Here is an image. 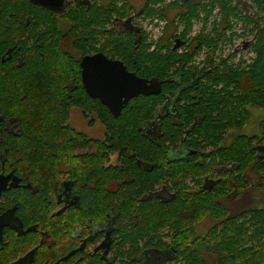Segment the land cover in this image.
<instances>
[{
    "label": "trees",
    "instance_id": "1",
    "mask_svg": "<svg viewBox=\"0 0 264 264\" xmlns=\"http://www.w3.org/2000/svg\"><path fill=\"white\" fill-rule=\"evenodd\" d=\"M176 1L172 5H181L178 22L185 25L181 34L185 39L191 22L198 19L197 0ZM227 1L218 0L223 11H227ZM256 1L260 7L263 0ZM157 3L159 7H152ZM162 5L163 0H148L141 15L163 18ZM61 17L69 24L65 30L52 12L29 0H0V53L15 45L24 58L22 66L14 70H6L0 62V138L4 141L0 173L1 162L17 171L25 165L30 173L42 172L45 182L51 164H57V172L64 174L65 156L82 154L92 182L107 185L119 180L123 187L136 188L135 193L140 194L151 188L148 177L157 172L156 164L160 173L168 160L172 166L168 183L175 200L168 207L152 201L149 222L126 233L121 260L131 263L148 249L168 253L166 264H208L205 255L213 256L216 264H264V208L230 216L222 203L230 192L238 194L246 186L244 173L259 175L254 188L264 190V161L255 147L264 148V130L254 136L240 134L220 146L228 131L241 130L247 123L249 109H264V28L258 34L254 64L248 70H236L208 59L201 67L192 65L201 47L214 42L200 36L191 40L188 50H173L175 21L166 16L168 26L156 50L150 51L148 35L142 30L134 32L131 7L123 0H89L86 5L66 9ZM127 23L130 26L121 33L113 27ZM22 37L31 42L30 49L26 50ZM98 52L120 60L140 78L162 82L161 94L138 96L114 117L100 101L86 95L80 82L79 57ZM168 96L175 102L177 116H164L150 138L144 128L154 122ZM72 107L79 108L85 118L95 116L104 128L102 140L87 138L67 125ZM6 121L13 123L15 134L4 130ZM181 143L190 150L212 152L200 165L197 156L168 158ZM112 156L125 170L108 163ZM135 159L149 162L153 169L144 174L134 166ZM206 174L220 177L211 191L200 189ZM158 178L153 174L152 183L159 182ZM113 195L101 193V199L95 201L106 211ZM116 196L122 202V213L129 212L131 199L138 197L132 192L124 201L121 190ZM204 219L216 223L203 235L196 232L195 225ZM162 229L166 233L159 237Z\"/></svg>",
    "mask_w": 264,
    "mask_h": 264
},
{
    "label": "flooded vegetation",
    "instance_id": "2",
    "mask_svg": "<svg viewBox=\"0 0 264 264\" xmlns=\"http://www.w3.org/2000/svg\"><path fill=\"white\" fill-rule=\"evenodd\" d=\"M29 1L31 2V0ZM147 1L148 0H144V5ZM88 2L89 0H62L61 9L59 7L49 9L40 4H33L52 12L57 19L58 26L62 30H65L69 27V24L61 17V14L66 9L86 5ZM123 2L128 4L129 0H123ZM175 2L177 1L163 0L162 8L165 10L164 16L163 18H158L165 20L166 26L162 30L161 37L165 28L168 26V21L164 18L166 16L170 21H175L174 25L176 31L173 36L176 37L173 38V46L178 42L180 45L178 49H185L191 42L187 36L190 33L192 23L199 20L201 17L204 24H208L209 26V39L214 42L211 46L205 48H211L214 52L217 46V41L225 34L228 43L230 44V51L225 57L228 66L236 70H248V68L254 64L257 57L256 44L258 34L259 31L264 28V0L260 7L256 0H228L227 11H223L218 0H197L195 8L197 10L198 19L191 22V27L188 29L185 39L181 38V34L185 31V25L178 22V14L180 13L179 7L181 5H179V2L177 6L172 5ZM144 5L139 9V12H134L133 7L130 5L132 18L130 23L133 24L131 27L137 30L134 32L139 33L141 30L145 32L143 26H140L137 22L138 20L142 21V25L146 19L155 17H145L141 15ZM158 5L159 3L152 7H159L160 5ZM150 6L151 4L149 7ZM126 26H130V24H116L113 27L121 33L122 30L124 31L125 28H127ZM178 26H182L180 32H178ZM109 28H112V26H109ZM42 29L45 30V28ZM194 38L196 37L191 39ZM22 39L24 40L23 37ZM234 39H239V43L233 44ZM23 42L27 45L26 50L31 48L30 41L24 40ZM147 43H151L149 37ZM203 47L204 46L201 47V50ZM3 49H5L4 53H0V62L4 66L3 68H6V70L20 68L24 61L22 53L20 55V47L14 45L4 47ZM201 50L195 55V59L192 62H196L197 66L200 67L204 65V61H206L207 57L210 59L215 58L212 52H210L201 60L198 59ZM239 53L241 54V57L237 58ZM249 54H252V57L247 58ZM82 57L83 56L79 57V63ZM244 57H246V59ZM243 65L246 66L241 67ZM2 71L3 70H0V72ZM159 83H161L162 92L163 83ZM161 92L159 94H161ZM86 95L88 96L87 93ZM161 107L162 109L160 112L157 111L155 114L154 122L148 124V126H145L144 128L145 133L148 134L150 138L153 133L156 132L157 124L164 116L169 117L170 115L173 116V118L177 116L174 114L175 102L171 96L164 98ZM256 109L264 110L263 108H251V110H249L251 112ZM80 112L82 118L87 122V118L83 116V112L81 110ZM254 116L256 117L255 112ZM250 118L241 130L248 125ZM68 120L69 115L67 125L70 126ZM87 123L89 127H93V123ZM5 129H7L8 133L11 135L15 134V126L10 121L4 123V130ZM254 129L263 131L264 120L259 119L258 125L255 128L253 127V130ZM250 130H252L251 125ZM240 134L242 133L239 132L238 135ZM242 135L254 136L246 134ZM103 136L102 138H96V140H102ZM224 142L225 140H223L220 146H223ZM1 145H4V141L0 138V146ZM183 145L185 148L181 143V146L179 145V147H177L176 150L173 151V154L169 155L168 158H186V160H190L197 156L196 163H199L205 156H208L212 152L210 150L201 149L190 150L189 148H186L185 144ZM255 147H258L257 153L263 157L264 161L263 146L261 147V145L255 144ZM1 157L2 156L0 155V159ZM71 158L76 161V169L72 170L67 166H64L67 168L64 174L58 172L57 174H53V172H50L48 179L45 178V182L42 179L44 177L42 172L30 173L25 169V165H22V169L17 171L11 165H7V162L6 164L1 162L2 172L0 173V176H3L4 178L7 177V179H3L0 185V217L4 216L5 213L11 210H13V217L12 219H4L5 224L8 225L0 227V264H16L17 262H19L18 264H152V262L153 264H166L170 255L161 250L143 249V255L131 263L125 260L123 262L120 258V254L122 248H125L123 245L124 242L127 241L126 237L128 235L126 233L130 234L137 224L138 227H140L143 223L146 224L149 222V218L152 216L153 200L160 203L163 207H168V205L175 200V192L170 190L168 183L169 168H172V166L168 165L169 161L165 160L167 166L165 165L162 170L164 175H162L161 171L159 173L158 169L160 170V166L156 164L157 172L154 171L148 177V182L151 188L144 192H140L139 194L135 193L137 190L136 188L128 189L123 187L119 180L108 181L107 185L104 183L100 184V182H92L89 178L88 167L85 165L86 163H84V157H82V154H76L75 157L72 156ZM206 161H210V159L207 157ZM108 163L119 167V171L125 170L124 166L117 162L115 156H112ZM134 166L141 171H145L144 174L149 173L153 169L149 162L139 161L138 159L134 160ZM78 169H80V172L82 173V175L79 174L80 176L77 175ZM231 172L232 171L228 173ZM153 174L157 178L159 175H162L161 178H158L159 182L155 183L153 181L152 183L151 179ZM255 178H257V181ZM242 179L244 180V183H246V186L241 189L240 193L237 194L230 192L222 202L227 208L229 212L228 215L230 216L243 215L242 212H245L250 208H264V198H260V196L255 195V193H252V197L249 198V191L252 189L255 190L254 185L259 183V175L252 172L244 173ZM201 180L200 189L211 191L217 182L220 181V177L211 178L210 175L206 174ZM41 182H43L44 186L38 184ZM189 182L190 181H187V184L191 187L192 183ZM119 190L124 192V201L128 199V195L132 192L138 195L135 200L134 197L131 199V203H133L131 207H129L130 211L127 213L125 211L122 213L120 209L122 202L115 199ZM105 192L109 195L114 194L111 199L112 201L108 200V208H106V211L102 209L104 207L98 206L95 201L101 199V193L104 194ZM244 196L245 199L248 200L249 198L250 201L248 203L243 202L242 206L239 208H232L230 207V203H227L228 201H240ZM260 201L262 202L260 203ZM236 205L238 206L239 204ZM231 210L235 212L232 213ZM8 216L9 215H7V217ZM14 218L16 219L14 220ZM211 222H213V224L209 228L216 223L215 221ZM199 223L195 225L197 233ZM165 233V229H162L158 236L163 237ZM206 256L214 258L211 255H205V257Z\"/></svg>",
    "mask_w": 264,
    "mask_h": 264
},
{
    "label": "water",
    "instance_id": "3",
    "mask_svg": "<svg viewBox=\"0 0 264 264\" xmlns=\"http://www.w3.org/2000/svg\"><path fill=\"white\" fill-rule=\"evenodd\" d=\"M31 2L49 9L57 7L61 9L62 6V0H31ZM179 47L177 42L173 50ZM79 67L81 84L85 92L90 98L99 100L114 117L119 116L131 99L140 95L156 96L161 92V83L138 77L135 73L128 71L123 62L109 59L103 53L83 56ZM3 179L7 177L0 176V185ZM12 217L13 210L0 217V227L7 226L4 219H12Z\"/></svg>",
    "mask_w": 264,
    "mask_h": 264
},
{
    "label": "rangeland",
    "instance_id": "4",
    "mask_svg": "<svg viewBox=\"0 0 264 264\" xmlns=\"http://www.w3.org/2000/svg\"><path fill=\"white\" fill-rule=\"evenodd\" d=\"M128 5L130 6H132L133 7V11L134 12H139V9L144 5V0H129V2H128ZM130 6V7H131ZM155 17H157V16H155ZM139 24H140V26H142L141 25V22L142 21H137ZM144 29V28H143ZM145 30V29H144ZM147 31L145 30V33H146ZM149 33V32H148ZM148 33H146L147 35H148V37H149V34ZM161 35H160V33L159 34H157L156 35V39L155 40H157L159 37H160ZM200 36H203V37H206V38H209V36H208V34H203L202 32L201 33H199V34H197L195 37L197 38V37H200ZM152 37V36H151ZM189 40H193V39H191L190 37H189ZM151 44V46H150V51H153V50H156V44H152V43H150ZM186 50H188L187 48H185V49H178V51H179V53H181V52H184V51H186ZM219 51V56L217 57V58H212V59H210L209 57H207L206 58V60L208 59V60H212V63H215V64H217L218 62H221L222 64H224V65H226L227 67H229L228 66V63L225 61V55H226V53L227 52H229L230 50H228V51H226V48H224V50L222 49V48H220V49H218ZM223 53H225L224 55H222ZM195 59V56L193 57V59L192 60H194ZM205 62V61H204ZM192 65H194V66H197V63L196 62H194V63H192ZM251 110V109H250ZM254 112H255V114H256V117L254 116ZM259 119H262V120H264V110H255V111H251V118H250V121L248 122V125L247 126H245L241 131L240 130H235V131H232V130H230V131H228L227 133H226V135H225V142H224V144H227V143H229L230 141H231V139L233 138V137H235L236 135H238V133L239 132H241L242 134H246V135H259L260 134V132H262L261 130H259V129H254L253 130V127L255 128L257 125H258V121H259ZM254 120V121H253ZM89 121H92V123H93V127H89V125H88V123L87 122H89ZM253 121V123L251 124V122ZM87 122H86V120H84V118H82V116H81V112H80V109H78V108H72L71 110H70V113H69V120H68V124L70 125V127H72L76 132H78V133H81V134H83L84 136H86V137H88V138H94V139H98V138H102V136H103V134H104V128H103V126L100 124V123H98L97 122V120H96V118H95V116H93V115H89L88 116V118H87ZM250 125H251V129L252 130H250ZM63 165H66L68 168H70V169H76V161L75 160H73L72 158H71V156L70 155H66L65 156V160H64V162H63ZM49 168H52L51 169V172H53V174H57V171L59 170L58 169V165L57 164H51L50 166H49ZM58 169V170H57ZM60 171H61V169H60ZM79 174H81L82 175V173L80 172V169H78V174L77 175H79ZM80 176V175H79ZM255 180L257 181V178H255ZM249 184H250V181H249ZM256 190H258V191H261V192H258V191H256ZM250 192V197L249 198H251L252 196H251V194L252 193H255V195H257V196H260V198H264V193H262V192H264V190L262 189V188H260L259 186H256V188H255V190H251V191H249ZM256 193H261V194H256ZM248 198V200L247 199H245V196L242 198V200H240V201H228L227 203H230V207H232V208H239L240 206H242V203L243 202H245V203H248L249 201H250V199ZM245 199V200H244ZM262 201H260V203H261ZM236 204H239L238 206L236 205ZM263 204H264V201H263ZM260 205H262V204H260ZM232 211V213L233 212H235V211H233V210H231ZM213 224V222H211L210 220H208V219H204V220H202L200 223H199V227H198V229H197V231H198V233H200V234H205V232H206V230L211 226ZM205 259H206V262L208 263V264H216V261H215V259L214 258H212V257H205ZM152 264H153V262H152Z\"/></svg>",
    "mask_w": 264,
    "mask_h": 264
},
{
    "label": "built area",
    "instance_id": "5",
    "mask_svg": "<svg viewBox=\"0 0 264 264\" xmlns=\"http://www.w3.org/2000/svg\"><path fill=\"white\" fill-rule=\"evenodd\" d=\"M143 28L147 31L146 33L149 34V41L152 43V44H157V41L159 40V37L157 40L156 39V35L160 33V35L162 34V30L164 29V27L166 26V21L161 19V18H158V17H151V18H148L145 20V22L142 24ZM179 27V26H178ZM182 26H180L178 28V32L181 31V28ZM209 26L208 24H204L203 22V19L200 17L199 20H196L192 23V27H191V30H190V33L188 34L187 38H193L195 37L197 34L199 33H203V34H209ZM152 36V37H151ZM239 43V39L236 40L234 39L233 40V44H237ZM222 48L224 50V48H226V51L230 50V44L228 43V40L226 38V35L224 34V36L219 39L217 41V46H216V49L213 50L211 48H205L203 47L200 54H199V58L198 59H202L206 54L212 52L213 56L215 58H217L219 56V50ZM229 52L226 53V55L228 54ZM225 53H223L222 55H224ZM225 55V57H226ZM241 57V54L239 53L237 55V58H240ZM252 57V54H249L247 56V58H250ZM246 59V57H244ZM248 65V64H247ZM246 65H243L241 67H245Z\"/></svg>",
    "mask_w": 264,
    "mask_h": 264
}]
</instances>
